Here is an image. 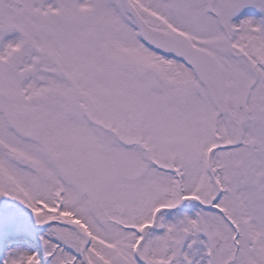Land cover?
Returning <instances> with one entry per match:
<instances>
[{
  "label": "snow or ice",
  "instance_id": "1",
  "mask_svg": "<svg viewBox=\"0 0 264 264\" xmlns=\"http://www.w3.org/2000/svg\"><path fill=\"white\" fill-rule=\"evenodd\" d=\"M264 0H0V197L44 228L4 264H264Z\"/></svg>",
  "mask_w": 264,
  "mask_h": 264
},
{
  "label": "rangeland",
  "instance_id": "2",
  "mask_svg": "<svg viewBox=\"0 0 264 264\" xmlns=\"http://www.w3.org/2000/svg\"><path fill=\"white\" fill-rule=\"evenodd\" d=\"M245 9H248L247 11ZM251 9V10H250ZM244 19H254V20H260L264 19V12L259 11L255 6L248 5L244 7L236 16L232 18V22L238 24L240 21ZM4 198L8 203L13 202L16 205H18L19 212L26 211L30 213L32 216V223L33 225L37 226L35 222V218L31 214L30 210L27 209L23 204H21L19 201L12 200L8 197H0ZM16 213V210H7L3 211L0 210V221L10 222V220L13 219L14 215ZM25 221L19 220V226L17 230L14 232L13 235L21 234L22 236H17L14 238H8V234H11L10 232H7L6 234H0V264H4V259H6L7 255L12 252L13 250L17 249H28V250H39L41 248V241L40 237L44 234V229H34L31 230L29 228L26 229V226H24Z\"/></svg>",
  "mask_w": 264,
  "mask_h": 264
}]
</instances>
